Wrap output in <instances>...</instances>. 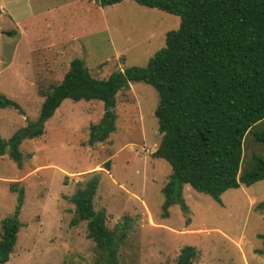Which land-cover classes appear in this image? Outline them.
Wrapping results in <instances>:
<instances>
[{"label":"rangeland","instance_id":"rangeland-1","mask_svg":"<svg viewBox=\"0 0 264 264\" xmlns=\"http://www.w3.org/2000/svg\"><path fill=\"white\" fill-rule=\"evenodd\" d=\"M178 25L177 16L133 0L105 8L95 0H0V93L23 111L0 109L1 138L36 120L44 95L73 59L97 79L145 67ZM157 104L152 86L130 83L116 95L115 132L88 146L90 125L103 117L102 102L64 100L44 123L43 135L20 145L21 168L7 154L0 157V222L16 203L10 186L24 190L21 227L4 264H102L87 223L70 225L75 207L68 198L92 173L100 174L94 210L105 212L114 235L128 226L118 242V264H174L185 246L197 252L192 264H264V211L257 209L264 180L227 190L221 203L184 186L187 212L173 205L167 218L161 216V188L171 166L154 156L162 139ZM253 154L264 158V147L249 131L240 172Z\"/></svg>","mask_w":264,"mask_h":264},{"label":"trees","instance_id":"trees-1","mask_svg":"<svg viewBox=\"0 0 264 264\" xmlns=\"http://www.w3.org/2000/svg\"><path fill=\"white\" fill-rule=\"evenodd\" d=\"M95 1L104 8L124 0ZM133 1L179 18L164 47L145 67H127L105 79L93 77L82 60L73 59L61 82L44 95L36 120L7 140L0 136V157L7 154L21 168L20 145L41 137L46 120L67 99L102 102L103 117L90 125L87 145L104 142L116 129V95L130 83L143 82L158 93L155 117L162 139L154 156L171 166L161 188L163 218L173 205L187 212L184 186L221 203L227 190L264 180V158L256 154L240 172L246 133L252 131L254 142L264 147V0ZM6 108L23 114L18 103L0 93V109ZM105 165L108 170L109 162ZM99 182L100 174L92 173L84 185L77 183L68 198L75 207L70 225L85 221L87 238L100 251L102 264H118V242L128 226L114 235L105 212L94 210ZM10 191L17 197L12 214L0 222V264L8 262L21 227L24 190L13 184ZM257 209L264 211V202ZM196 256L194 247L185 246L174 264H192Z\"/></svg>","mask_w":264,"mask_h":264},{"label":"water","instance_id":"water-1","mask_svg":"<svg viewBox=\"0 0 264 264\" xmlns=\"http://www.w3.org/2000/svg\"><path fill=\"white\" fill-rule=\"evenodd\" d=\"M5 35H6V36H11L12 33H11V32H6Z\"/></svg>","mask_w":264,"mask_h":264},{"label":"crops","instance_id":"crops-1","mask_svg":"<svg viewBox=\"0 0 264 264\" xmlns=\"http://www.w3.org/2000/svg\"><path fill=\"white\" fill-rule=\"evenodd\" d=\"M105 8V7H104Z\"/></svg>","mask_w":264,"mask_h":264}]
</instances>
